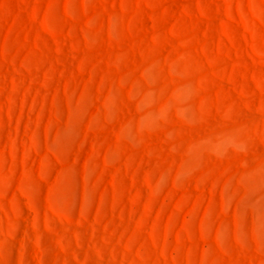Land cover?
Masks as SVG:
<instances>
[{
    "label": "rangeland",
    "instance_id": "obj_1",
    "mask_svg": "<svg viewBox=\"0 0 264 264\" xmlns=\"http://www.w3.org/2000/svg\"><path fill=\"white\" fill-rule=\"evenodd\" d=\"M0 264H264V0H0Z\"/></svg>",
    "mask_w": 264,
    "mask_h": 264
}]
</instances>
